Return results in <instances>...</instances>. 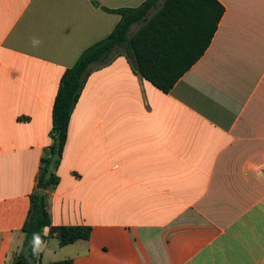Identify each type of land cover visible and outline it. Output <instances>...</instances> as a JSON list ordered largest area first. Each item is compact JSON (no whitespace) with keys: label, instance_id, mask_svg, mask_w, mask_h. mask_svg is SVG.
<instances>
[{"label":"crops","instance_id":"crops-1","mask_svg":"<svg viewBox=\"0 0 264 264\" xmlns=\"http://www.w3.org/2000/svg\"><path fill=\"white\" fill-rule=\"evenodd\" d=\"M146 1L0 0V264L22 249L64 73L121 21L104 8ZM218 1L211 45L169 93L125 55L90 74L46 205L92 234L60 246L46 228L42 263L264 264V0Z\"/></svg>","mask_w":264,"mask_h":264},{"label":"trees","instance_id":"trees-1","mask_svg":"<svg viewBox=\"0 0 264 264\" xmlns=\"http://www.w3.org/2000/svg\"><path fill=\"white\" fill-rule=\"evenodd\" d=\"M104 9L121 15V21L106 39L86 49L61 79L53 108L52 144L41 159L37 190L30 196L31 207L22 228L25 239L15 264H73L72 259L42 263L30 243L34 233L40 234L42 245L54 235L60 246L91 237L90 226H53L46 205V191L60 182L57 170L71 115L90 74L125 55L138 75L169 93L205 54L225 13L218 0H147L138 8ZM134 25L140 28L130 36ZM46 228L49 236L44 233Z\"/></svg>","mask_w":264,"mask_h":264},{"label":"clouds","instance_id":"clouds-1","mask_svg":"<svg viewBox=\"0 0 264 264\" xmlns=\"http://www.w3.org/2000/svg\"><path fill=\"white\" fill-rule=\"evenodd\" d=\"M41 42L37 39V38H33L32 39V45L35 47V46H38ZM47 231V230H45ZM31 245H32V250H33V254H38L39 251L41 250V246H42V238L40 236L39 233H34L33 234V237H32V240L30 241Z\"/></svg>","mask_w":264,"mask_h":264},{"label":"rangeland","instance_id":"rangeland-1","mask_svg":"<svg viewBox=\"0 0 264 264\" xmlns=\"http://www.w3.org/2000/svg\"><path fill=\"white\" fill-rule=\"evenodd\" d=\"M160 4H161V3H160ZM157 10H158V9L152 10V11L150 12L149 17H152V16L157 12ZM139 28H140V25L136 26V29H137V30H138ZM136 29H135V30H136ZM44 261H47V258H45Z\"/></svg>","mask_w":264,"mask_h":264}]
</instances>
